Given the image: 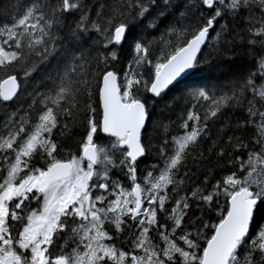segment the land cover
<instances>
[{
    "label": "snow or ice",
    "instance_id": "1",
    "mask_svg": "<svg viewBox=\"0 0 264 264\" xmlns=\"http://www.w3.org/2000/svg\"><path fill=\"white\" fill-rule=\"evenodd\" d=\"M0 264H264V0H10Z\"/></svg>",
    "mask_w": 264,
    "mask_h": 264
},
{
    "label": "trees",
    "instance_id": "2",
    "mask_svg": "<svg viewBox=\"0 0 264 264\" xmlns=\"http://www.w3.org/2000/svg\"><path fill=\"white\" fill-rule=\"evenodd\" d=\"M9 4L10 0H0V11L7 9ZM204 75L207 76L209 79L220 78L222 80H226L229 75V72L226 69L219 72L208 70L204 73Z\"/></svg>",
    "mask_w": 264,
    "mask_h": 264
}]
</instances>
